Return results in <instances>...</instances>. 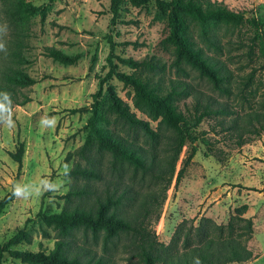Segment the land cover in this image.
<instances>
[{
    "label": "trees",
    "instance_id": "16d2710c",
    "mask_svg": "<svg viewBox=\"0 0 264 264\" xmlns=\"http://www.w3.org/2000/svg\"><path fill=\"white\" fill-rule=\"evenodd\" d=\"M125 2L134 8L153 2L154 19L166 24V35L159 44L170 49V66L181 74H184L183 66L189 67L211 90L227 100L219 101L179 79H168L164 86L163 64L153 56L140 60L117 56L116 44L108 34L106 72L97 77L96 91L91 95L89 115L83 127L84 140L67 155L77 160L71 168L72 182L68 191L58 197L63 206L57 213L35 215L46 228L55 232L52 249L47 253L12 249L31 243L26 221L0 245V264L5 257L21 264H108L109 258H95L94 251L84 243L75 244L77 231L82 232L83 238L88 233L93 244L100 240L103 251L119 235L129 237L131 256L140 264H194L197 258L200 264H246L254 259L247 248L253 228L251 220L243 217L246 205L234 208L225 225H217L204 217L199 218L196 225L182 221L174 228L167 244L156 241L155 235L143 226L152 206L158 205L155 193L139 202L134 212L127 213L122 207L125 202L134 200L136 191L126 180L137 174L140 178L149 175L155 183L164 181L161 201L165 199L172 178L175 187L195 154L194 144L199 140L209 150V143L203 138L205 132L196 133L202 122H211V132L235 138L237 147L248 143L249 136L259 137L264 127V113L253 109L255 91L250 87L255 72L252 65L258 61L255 50L264 55V20L245 18L243 13L232 12L210 0H109L111 26ZM7 5L5 15L15 29L23 30L31 17L39 16L42 21L45 16V7H34L24 0H8ZM244 26L250 30L251 37L248 44L239 40L237 47H246L244 54L251 67L244 75H234L226 61L206 52L221 56L223 44L218 31ZM13 45L8 55L9 64L0 67V92L10 93L12 108L30 101L26 91L37 82L18 68L25 61L19 53V41ZM44 56L68 66L75 64L79 55L70 56L54 47H45ZM120 66L132 72L125 74L119 70ZM111 79L132 92L130 105L118 97L109 84ZM229 98L232 102H228ZM187 99L189 103H184ZM134 111L147 120L139 119ZM150 122L155 123L156 128L162 126L168 130L163 136L162 158L158 157L157 149L161 136L152 130ZM137 133L147 142L146 148L137 143ZM183 148L187 149L185 157L175 171ZM23 152V145L19 143L13 152L7 153L17 165V172ZM127 169L131 170L129 176H126ZM78 180L81 184H77ZM13 198L10 190L0 199V215Z\"/></svg>",
    "mask_w": 264,
    "mask_h": 264
},
{
    "label": "rangeland",
    "instance_id": "374dc122",
    "mask_svg": "<svg viewBox=\"0 0 264 264\" xmlns=\"http://www.w3.org/2000/svg\"><path fill=\"white\" fill-rule=\"evenodd\" d=\"M24 1L34 7H45L46 11L42 21L39 16L31 17L20 30L18 27L15 29L5 15L8 0H0V25L8 26L7 33L0 34V40L7 47L6 53L0 52V67L9 64L8 55L13 51V44L19 41V53L25 63L18 65V68L37 81L26 91L30 101L12 108L15 127L8 130L0 126V199L12 190L15 183L39 184L42 179H49L63 181L64 186L56 193H45L27 200L14 197L0 215V245L28 221L31 243L12 249L47 253L52 249L55 232L46 228L35 215L38 212L46 215L57 213L63 206V201L58 197L68 191L72 182L71 178L63 175L64 165L69 164L72 168L77 159L73 155L67 158V155L73 153L84 140L83 127L89 115L91 95L96 91L97 77H102L106 72L108 34L116 44L117 56L133 60L153 56L163 64L164 86L168 79H179L219 101H226L227 98L211 90L208 83L189 67L183 66L184 74H181L170 66V49L159 44L166 35V24L154 19L153 2L138 8L125 2L111 26L109 0ZM210 1L221 3L232 12L243 13L245 18L264 20V0ZM217 34L221 36L223 44L221 56H215L213 52H206V55L226 61L234 75L248 73L251 66L244 54L246 47H237L239 40L248 44L251 37L248 27L226 32L220 29ZM45 47H54L70 56L79 55L78 60L73 65L63 66L44 56ZM255 53L258 61L252 65L255 69L250 87L255 91L252 105L253 109L264 113V55H259L256 50ZM119 70L125 74L132 72L121 66ZM109 84L118 97L131 104L132 92L128 88L115 79H111ZM230 100L228 102H232ZM184 103H189V99ZM77 109L82 110L71 112ZM134 112L139 119L147 120ZM45 115L56 117L55 127L40 125L41 117ZM210 125V121H204L196 129V133L205 132L203 138L209 143V150L199 140L194 144L195 154L175 187L172 178L163 201L164 181L155 183L149 175L140 178L137 174L131 180H126L136 194L134 200L125 202L122 209L127 213L134 212L139 202L145 200L148 194L155 193L158 205L152 206L143 226L155 235L156 241L167 244L174 228L182 221L186 225L189 222L196 225L198 219L204 217L217 225H225L234 208L246 205L243 217L251 220L253 228L247 248L254 256L246 264H264V127L259 137L249 136L248 143L237 147L235 138L211 132ZM150 127L161 136L157 149L158 157L162 158L163 136L168 130L162 126L156 128L152 122ZM136 138L139 145L147 147L140 133ZM19 143L23 145L24 152L17 172V165L7 153L13 152ZM186 150L182 149L175 171L184 159ZM130 173L131 170L127 169L126 176ZM77 184H81V181L78 180ZM74 242L79 246L84 243L85 247L94 251L95 258H109L108 264H140L136 257L131 256L130 238L122 234L108 243L105 251L101 241L93 244L88 233L83 238L81 231L75 232ZM3 264L21 263L5 257Z\"/></svg>",
    "mask_w": 264,
    "mask_h": 264
},
{
    "label": "clouds",
    "instance_id": "9594fccd",
    "mask_svg": "<svg viewBox=\"0 0 264 264\" xmlns=\"http://www.w3.org/2000/svg\"><path fill=\"white\" fill-rule=\"evenodd\" d=\"M7 24L0 25V34H6ZM0 52H7L6 44L0 40ZM40 125L45 128H52L56 125V117L47 115L41 117ZM0 126L11 130L15 127V121L12 119V102L8 92H0ZM71 166L64 165L63 175L70 179ZM64 186L63 181L57 182L49 179H42L39 184H20L15 183L12 187V196L17 199H29L39 197L45 193H56ZM194 264H200L199 259L194 260Z\"/></svg>",
    "mask_w": 264,
    "mask_h": 264
}]
</instances>
